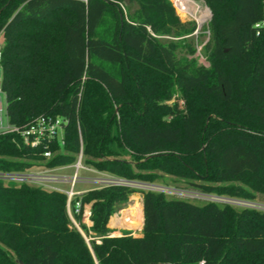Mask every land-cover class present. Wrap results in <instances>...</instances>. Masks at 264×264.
Returning <instances> with one entry per match:
<instances>
[{"label": "trees", "instance_id": "obj_1", "mask_svg": "<svg viewBox=\"0 0 264 264\" xmlns=\"http://www.w3.org/2000/svg\"><path fill=\"white\" fill-rule=\"evenodd\" d=\"M204 2L208 67L178 54L194 53L174 39L196 26L170 0H0L9 125L65 122L63 152L57 139L31 148L0 133V174L71 166L82 153L127 181L264 195V29L254 28L262 0ZM136 193L142 236H111L109 219ZM70 212L79 228L64 192L0 179V264H264L261 211L107 187L75 195ZM81 231L93 234L89 243Z\"/></svg>", "mask_w": 264, "mask_h": 264}, {"label": "built area", "instance_id": "obj_2", "mask_svg": "<svg viewBox=\"0 0 264 264\" xmlns=\"http://www.w3.org/2000/svg\"><path fill=\"white\" fill-rule=\"evenodd\" d=\"M263 10H264V0H262ZM254 28L256 29L257 35L260 34L261 30L264 29V19L255 24ZM0 61H1V41H0ZM2 103L0 101V124L2 123ZM65 122L60 119H53L50 117L40 116L34 119L29 125L25 126L22 129L11 128L5 133H16L19 134L23 139V142L26 146L31 148H35L44 142H50L54 139H57V133L59 130L62 131L63 124ZM51 156V152L46 151L44 153V157L49 158ZM76 168V173L73 177H59L53 174V170H42L41 172H32L27 174H0L2 178L0 179H9L21 182L34 183L37 186L49 189V190H57L60 192H64L68 196V208L69 214L74 222L71 212H70V201L71 199L78 194H82L84 192L74 191V188L77 184H90L94 185V189H102L107 187H129L137 190L143 191H153L163 193L169 196H174L180 199H189L200 202H211L220 205H228L238 209H252L264 212V204L259 202L230 198L226 196H218L214 194H206L200 191H196V193L187 191H183L178 188H171L162 185H155L149 183H142L136 181H127L124 179H119L113 177L108 174L100 173L97 170H94L97 176L91 179H87L84 181L83 179L78 178L77 172L82 167V153L78 156L76 164H74ZM62 185H69V190H64L61 188ZM89 191V190H88ZM80 210V203L76 204L75 212L78 213ZM75 224V222H74ZM76 225V224H75Z\"/></svg>", "mask_w": 264, "mask_h": 264}, {"label": "rangeland", "instance_id": "obj_3", "mask_svg": "<svg viewBox=\"0 0 264 264\" xmlns=\"http://www.w3.org/2000/svg\"><path fill=\"white\" fill-rule=\"evenodd\" d=\"M175 8L176 14L178 15L179 19L181 20V22L183 23H187V22H193L196 26L195 31L187 36H184L182 38H175V41H178L179 43H188L193 45L195 51L194 53H190L187 49L185 48H180L178 49V54L181 57H186L187 60L190 61H194V63L196 65H201V66H205L208 67V61L206 60V56L203 53V47L206 44V42L209 39V32L207 30V26L209 21L211 20V12L209 10V8L206 6L204 0H182L183 2L189 4V8H190V14H187L186 12H184L180 6V2L179 0H170ZM205 11H207V15L206 17L198 22L195 16L200 15V13H204ZM192 13H195V15L193 16ZM0 101L2 103V123L0 124V133H5L7 132L9 129H11L12 127L9 125L8 120H7V113H6V98H5V94L0 90ZM175 101H177L178 103H180L179 105L181 106V101L180 99L177 97L175 98ZM172 102H174L173 100L168 102L169 104H171ZM62 135L63 132L61 130L58 131L57 133V141L60 147V152H63V146L64 143L62 141ZM82 167L80 168L77 172V176L80 179H83L84 181H87V179H91L96 177L97 175L95 173H93V171L95 170L91 165L87 164L86 161L82 162ZM42 170H38L37 172H41ZM76 173V168L74 165L71 166H64V167H60L58 169H55L53 171V174L59 177H73ZM0 178H2V176H0ZM30 186L32 187H37L36 184L34 183H29ZM61 188H63L64 190H69L70 187L69 185H62ZM95 186L94 185H90V184H77L76 187L74 188V191H81L84 189H94ZM174 188V187H171ZM181 189L183 191H187L188 193L193 192L196 193V190L193 189H186V188H178ZM257 202L264 204V195H257ZM138 211V210H137ZM136 215H133L132 213L129 214H125L122 212V217L123 215L132 219L134 221V223L136 221L139 220L138 218V212H136ZM119 214V213H117ZM131 214V215H130ZM90 205H87L86 208L84 209V213H83V223L86 225V227L89 229L91 227V222H90ZM118 216L119 218H121V216L114 214L113 216H111V218L109 219V222H111L112 225H116V226H120L122 224H119V220H117L118 222L116 223L115 221H113V219ZM122 219V218H121ZM131 220V221H132ZM141 220V219H140ZM124 221V220H123ZM108 222V224H109ZM116 223V224H113ZM130 220L125 223V225H127L126 228H130ZM136 224V223H135ZM135 224L132 227H137L135 226ZM129 225V226H128ZM78 226V225H76ZM79 228V226H78ZM82 232V231H81ZM83 236L85 237L86 241L89 243V241L91 240V236H93V234L91 232H89V236H87L85 233H83Z\"/></svg>", "mask_w": 264, "mask_h": 264}, {"label": "crops", "instance_id": "obj_4", "mask_svg": "<svg viewBox=\"0 0 264 264\" xmlns=\"http://www.w3.org/2000/svg\"><path fill=\"white\" fill-rule=\"evenodd\" d=\"M0 41L2 42V36H0ZM88 190L89 189H84V190L77 191V192L80 193V192H84V191H88ZM142 202H143V197H142V195L140 193H136V194H133V195L130 196L128 205L124 209L119 210V211H117L115 213L116 215L121 216L122 220L119 221L120 222L119 224H122V225H120V226L112 225L111 224L112 220L108 224V227L113 231V233H112L111 236H121L123 232H130V234L132 236H135V237H141L142 236V230H143V225H144V212H143V203ZM137 205L139 207L137 209L138 211H136V212H138V218H139V220L135 222L136 224L134 223V221L132 219H130L128 217H126L124 215L122 217V212L123 211L130 210L133 207H137ZM85 208H86V206H85ZM141 211H142V213H141ZM117 213H119V214H117ZM136 214L137 213H134L133 215H136ZM117 218H119V217L116 216L113 220H116ZM129 220H130V223H131L130 228H126L127 225H125V223H127ZM113 224H116V223H113ZM134 224L137 227H135V228L132 227Z\"/></svg>", "mask_w": 264, "mask_h": 264}, {"label": "bare ground", "instance_id": "obj_5", "mask_svg": "<svg viewBox=\"0 0 264 264\" xmlns=\"http://www.w3.org/2000/svg\"><path fill=\"white\" fill-rule=\"evenodd\" d=\"M179 2H180V6H181L182 10H183L184 12H186L187 14H190L189 4L183 2L182 0H179ZM207 13H208V12L205 11L204 13H200V15L195 16L196 19H197V21H198V22L202 21V20L206 17ZM192 14H193V16L195 15V13H192ZM138 207H139V206L137 205V207H133V208H131L130 210H125V211H123V213H125V214L132 213V214H134V213H136ZM130 215H131V214H130ZM117 220L121 221L122 219H121V218H117L116 220H113V221H115V222L117 223V222H118Z\"/></svg>", "mask_w": 264, "mask_h": 264}, {"label": "water", "instance_id": "obj_6", "mask_svg": "<svg viewBox=\"0 0 264 264\" xmlns=\"http://www.w3.org/2000/svg\"><path fill=\"white\" fill-rule=\"evenodd\" d=\"M0 76H1V70H0Z\"/></svg>", "mask_w": 264, "mask_h": 264}]
</instances>
